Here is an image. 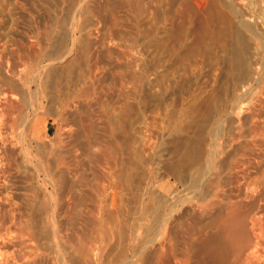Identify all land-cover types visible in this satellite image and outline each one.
Segmentation results:
<instances>
[{
  "label": "bare ground",
  "instance_id": "1",
  "mask_svg": "<svg viewBox=\"0 0 264 264\" xmlns=\"http://www.w3.org/2000/svg\"><path fill=\"white\" fill-rule=\"evenodd\" d=\"M69 4L0 32V264H264V0Z\"/></svg>",
  "mask_w": 264,
  "mask_h": 264
},
{
  "label": "rangeland",
  "instance_id": "2",
  "mask_svg": "<svg viewBox=\"0 0 264 264\" xmlns=\"http://www.w3.org/2000/svg\"><path fill=\"white\" fill-rule=\"evenodd\" d=\"M19 1L21 2V5L23 7H25L24 8L25 11H29V13L31 14L30 16H31L32 20L26 14L24 15V13L22 11L17 10L15 8V6L13 4V0H0V15H1V19H3L2 20V23L0 25V32H1V34H5V32H6V34H8V32H9V35L11 37L13 36V38H21L22 37L21 34H23L21 32L25 31L23 29V27H28V28L30 27L31 29L33 28L34 30H38L37 28L42 29L45 25L46 26L49 25V28L51 30V35L53 36V37L51 36V40H50V45H51L50 46V48H51L50 51H52V52L58 51V50L61 49L59 47L62 46V43L66 42V41L71 42V40L69 39V34L66 33V31H65V27H66V24H67V16H68V13H69V11L67 12L66 10H68V9L70 10V6L71 5L69 3H71L72 0H65V1L64 0H62V1L61 0H58V1L57 0H42V1L41 0H30V1L29 0H19ZM59 1H61V2H59ZM50 8L53 11H55V12H53ZM45 12H49V13H45ZM66 12H67V14H66ZM18 13H20V14H18ZM50 14H52V15H50ZM19 20H20V22H19ZM18 22H19V24H18ZM26 23H29L30 25L28 24L29 25L28 26ZM25 24H26V26H25ZM12 28H14V29H12ZM51 28H53L55 30H53ZM20 29H21V31H20ZM58 31L61 32L62 34L59 33ZM11 32H13V33H11ZM75 35L76 36H79L80 33H75ZM54 36H56V37H54ZM61 36H62V38H61ZM77 38H78L77 39L78 42H77L76 53H77V55L79 57L81 55V53H82V50H81V48L79 49V46H80V43L83 42V39H82L81 35H80V37H77ZM62 41H64V42H62ZM52 46H53V50H52ZM75 66L76 67H74V72L71 74L74 77H72L70 75L69 78H71V80L67 77L68 80L65 79L63 82H61L60 86H62V87L65 88L70 83L69 86L72 87V85L75 83L73 81H77V78H78V74L77 73L78 72H75V71H78L81 68V65L78 64V66L77 65H75ZM72 78H75V79L72 80ZM62 84H64V85H62ZM50 91H51V89H49V94H50ZM50 100H53L52 97H51V94H50V99H47L45 101V105H44V108H43L44 110L41 109V113L43 112L42 114L44 116L43 117H40L42 119L40 121H38V127H39L38 134L40 133V136L41 137H44L45 140H46V142L47 141H51V142L52 141H56L55 139L58 140L59 137H61L62 139H66L65 137H62V135H61V133L63 134V131H64V130H62V128H64L66 126L65 125L66 123H65L64 120H62L63 118L58 115V112L56 111L55 105L53 104L54 101H50ZM51 102H53V103H51ZM55 111H56V114H55ZM41 113H40V115L42 116ZM46 119L49 120V122H48L49 133H47V134L45 133L46 127L44 125V121ZM55 136H57V138ZM47 138H48V140H47ZM61 140L59 141V143L61 142ZM58 141L56 142L57 144H58ZM89 188L93 189L94 187L92 188L91 185H90Z\"/></svg>",
  "mask_w": 264,
  "mask_h": 264
}]
</instances>
